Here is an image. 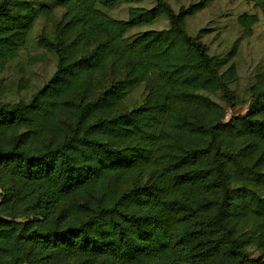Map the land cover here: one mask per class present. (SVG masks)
Here are the masks:
<instances>
[{
	"label": "trees",
	"instance_id": "16d2710c",
	"mask_svg": "<svg viewBox=\"0 0 264 264\" xmlns=\"http://www.w3.org/2000/svg\"><path fill=\"white\" fill-rule=\"evenodd\" d=\"M134 1L0 0V264H264V77L227 119L232 53L186 27L207 0L111 13ZM57 7V68L15 99Z\"/></svg>",
	"mask_w": 264,
	"mask_h": 264
},
{
	"label": "rangeland",
	"instance_id": "374dc122",
	"mask_svg": "<svg viewBox=\"0 0 264 264\" xmlns=\"http://www.w3.org/2000/svg\"><path fill=\"white\" fill-rule=\"evenodd\" d=\"M178 9L198 0H167ZM153 0H136L123 3L111 13L117 17H126L130 5L152 6ZM256 14L258 19L252 24L251 33L245 32L241 21L242 14ZM65 22L64 8L53 10L52 17H41L31 33L28 45L20 56L11 61L1 73L8 79L25 77L28 83L20 80L15 85V99L30 96L56 70L59 56L49 51L45 45L46 38L53 40ZM168 25L167 19H161L153 26L160 28ZM186 27L192 34H200V38L209 46L210 52L227 56L232 55L224 66L232 65L235 78L231 87L235 93L232 103L226 104L227 119L247 110L250 101L249 87L260 77H264V9L253 0H207V4L193 16L187 18ZM46 37V38H44ZM45 39V40H44ZM28 85V86H27ZM142 89L133 93L132 101L141 94Z\"/></svg>",
	"mask_w": 264,
	"mask_h": 264
}]
</instances>
